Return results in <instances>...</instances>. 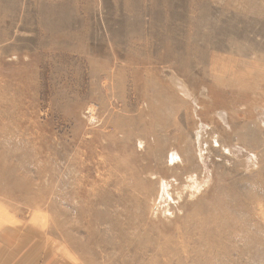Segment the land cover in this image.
Returning a JSON list of instances; mask_svg holds the SVG:
<instances>
[{"label": "rangeland", "instance_id": "374dc122", "mask_svg": "<svg viewBox=\"0 0 264 264\" xmlns=\"http://www.w3.org/2000/svg\"><path fill=\"white\" fill-rule=\"evenodd\" d=\"M0 264H264V0H0Z\"/></svg>", "mask_w": 264, "mask_h": 264}]
</instances>
